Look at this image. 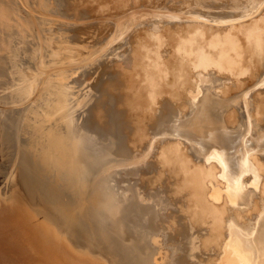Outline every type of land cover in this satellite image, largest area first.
<instances>
[{
	"label": "bare ground",
	"instance_id": "obj_1",
	"mask_svg": "<svg viewBox=\"0 0 264 264\" xmlns=\"http://www.w3.org/2000/svg\"><path fill=\"white\" fill-rule=\"evenodd\" d=\"M0 105V264H264V0H0Z\"/></svg>",
	"mask_w": 264,
	"mask_h": 264
},
{
	"label": "rangeland",
	"instance_id": "obj_2",
	"mask_svg": "<svg viewBox=\"0 0 264 264\" xmlns=\"http://www.w3.org/2000/svg\"><path fill=\"white\" fill-rule=\"evenodd\" d=\"M2 105H0L1 107ZM1 141V138H0ZM2 145V144H0ZM1 147V146H0ZM2 148V147H1ZM4 149V148H3ZM3 149H0V206L1 205H7L8 201H11L13 198L17 197L23 206V208L28 209L27 205L24 204L25 198L23 197V194H21V184L19 182V173L18 170L13 166L12 163L7 162L4 158L6 157V150L3 151ZM5 156V157H4ZM14 161H16L14 159ZM15 164V163H14ZM13 190V192H11ZM16 192V194H15ZM23 192V191H22ZM14 193V194H12ZM19 194V195H18ZM13 195L15 197H13ZM19 196V197H18ZM22 198V200H21ZM24 209V210H25ZM26 212V210L24 211ZM39 215V214H38ZM27 219L32 223L36 231L42 236L44 239H49L51 243L55 245V238L52 236V234L46 229V227L39 221V218L36 217L34 214H26ZM67 247V246H66ZM68 248V247H67ZM68 250L71 252L72 249L68 248ZM74 253V251H72ZM75 258L85 261L87 263H91V259L89 257H85L84 255L75 254Z\"/></svg>",
	"mask_w": 264,
	"mask_h": 264
}]
</instances>
